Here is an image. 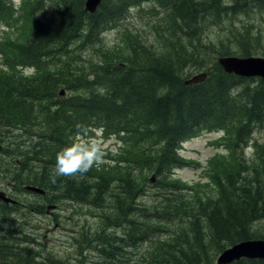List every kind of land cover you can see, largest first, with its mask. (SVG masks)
I'll use <instances>...</instances> for the list:
<instances>
[{"label": "trees", "instance_id": "trees-1", "mask_svg": "<svg viewBox=\"0 0 264 264\" xmlns=\"http://www.w3.org/2000/svg\"><path fill=\"white\" fill-rule=\"evenodd\" d=\"M149 1L164 14L151 24L156 42L144 40L138 30L123 31L121 41L107 47L104 31L126 18L130 6ZM254 6L263 8L264 0H101L92 13L83 0H20L19 7L0 0L6 34L0 41L6 65L0 68V123L5 127L0 142H5L3 151L20 157L5 167V176L13 185L44 189L43 195L34 193L46 202H34L41 212L62 200L92 206L85 210L101 223L96 230L77 227L74 234L81 240L75 238L72 245L78 264H129L138 258L145 264H214L230 245L264 239V143L258 145L253 136L264 129V80L228 73L217 59L201 55L205 25ZM46 8L48 14L41 15ZM240 36L242 48L227 46L218 55L252 56L257 49L251 48L248 32ZM88 46L91 54L85 56ZM211 65L216 68L208 70ZM31 66L36 75L18 69ZM189 68L203 69L205 78L186 82ZM77 124L127 140L126 164L93 167L83 178L58 177L53 184L56 153ZM18 126L38 127V139L30 144L24 132H13ZM218 129L229 153L224 161L231 157L236 163L216 167L213 158L210 178L216 193L202 195L200 185L188 186L173 172L185 164L178 155L182 142ZM249 141L260 167L243 176L242 151ZM145 194L151 202L140 203ZM9 208L0 201V214ZM257 221L263 227L254 224V230ZM3 251L19 257L27 250L0 245V264H9ZM255 260L230 264H264Z\"/></svg>", "mask_w": 264, "mask_h": 264}, {"label": "rangeland", "instance_id": "rangeland-1", "mask_svg": "<svg viewBox=\"0 0 264 264\" xmlns=\"http://www.w3.org/2000/svg\"><path fill=\"white\" fill-rule=\"evenodd\" d=\"M10 1L13 2L15 7L20 6V0L19 3H17L16 0ZM73 1L78 3L80 0ZM231 1L233 0H224L227 4ZM128 11L130 14L126 18L118 21V24L115 27L104 31V44L111 48L121 41V34L123 31L134 34V30L141 32V36L144 40L155 43L156 37L158 36L156 32L152 30L151 24L164 16L162 10L155 4L153 6L152 2L149 1L142 2L140 5L130 6ZM48 12L49 9L46 8L41 15L48 14ZM2 24L3 23H0L1 38L6 35L4 32L5 29L1 27ZM6 32H9V30ZM245 32H248L249 34L251 48L257 49L256 52L251 55L264 57V7L260 9L255 6L246 10L244 9L239 13L231 14V16H223L222 21L219 23L205 25L203 32L201 31V41L204 44L203 49L206 50V53L203 52L201 55H206L211 60L213 58L218 59V53L227 46L232 48H242L243 45L239 43L241 40L240 34H244ZM10 33L14 36L16 30L11 29ZM91 50V46H88L83 51V54L85 56H90ZM2 65L3 60L0 56V68ZM24 68V71H22L24 74H28L29 76L35 74V69L32 66ZM213 68H216V66L211 65L208 70H212ZM202 70L203 69L197 70L189 68L186 71L187 79L199 74ZM253 78L258 79L260 77L253 76ZM240 84L241 83L238 82L234 87L235 89H233L237 90L240 87ZM37 104L38 103H36V105ZM4 128L5 127L1 126L0 123V131ZM37 128L38 127H25L24 129L18 126L14 127L13 132H24L27 135V140L31 144L36 141L37 136L35 131H38ZM222 132L223 130L221 129L200 132L182 142L178 152V155L185 161V164L183 167L175 169L173 172L174 177L178 178L188 186L198 187L197 185H200L201 188L197 190L200 193H203L202 195H208L210 193V196H213V194L216 193V189H213V182L210 178L213 166L211 160L213 158H218L216 160V163H219L216 166L218 167L224 161L223 158L229 154L225 149L224 143L219 139ZM103 135L106 138L110 137V135L107 136L104 133ZM253 136L257 139L258 145L264 143V129L257 130ZM115 137L122 144V147L114 145L113 147H116L115 152L110 148L107 153L106 163L101 165V167L107 166L110 169L119 162H121L122 165L126 164V151L131 149L130 143L127 140L123 141L117 136ZM2 143L3 145L5 144L4 141ZM242 155L245 158L244 161L246 164L243 168L244 170L242 171V174L245 176L248 172L249 176H251V169L260 167L258 165L259 156L255 153L251 141L245 145ZM19 158L20 157L15 154L14 150L13 152L0 151V189L5 190L7 194L14 198L18 197L19 201L21 200V204L18 207L13 206L9 208V211L5 214H0V245L3 244L7 246V248H12V250H23V248H26L27 251H23L19 254V257L6 253L9 251H3L4 255L2 259L9 261V264H50L49 262L52 264H61L58 262L60 260H67L70 264H78L80 259L74 257L77 249L72 245L75 242V238H77V241L81 240L79 239L81 238L79 234L78 236L77 233L74 234L77 227L79 225H85V228L90 226L91 230H94L97 223H101V219L99 218L97 220V217L90 215L91 213L85 210L90 209L92 206L63 200L60 201V203H57L56 209L49 207V209L46 210V206L44 205L43 212L39 211V207L41 206L38 207L34 205V202L37 201L41 203L42 200L39 199V197L34 196V193L23 191L22 188L19 189L18 185L17 189H14L7 184L8 178L5 176L6 173L4 169L7 166L12 167L15 163H19ZM230 159L232 160L230 157L224 162L226 163ZM31 160V158H27L28 163H30ZM234 163L236 162H231V164ZM154 189L155 188L150 187L149 194H152ZM139 200L140 203H146L151 202L152 198L150 195L145 194L142 195ZM31 203L32 207H30ZM42 203L46 202L42 201ZM69 205H71L76 212H71ZM81 208H83V211H77ZM263 221L253 222V229L255 230L254 224L258 229H261L263 227ZM262 231H264V229H262ZM23 235L27 236L28 239H24ZM91 235L92 233H89L88 238ZM150 243L151 242L149 241L143 244L142 251L144 253L149 249ZM208 249L210 254H212L211 249ZM208 251H205V259L207 258V255L210 257ZM220 253L216 255L215 261ZM143 262L144 261L141 258H138L137 264H145ZM115 264L119 263L115 262Z\"/></svg>", "mask_w": 264, "mask_h": 264}, {"label": "clouds", "instance_id": "clouds-1", "mask_svg": "<svg viewBox=\"0 0 264 264\" xmlns=\"http://www.w3.org/2000/svg\"><path fill=\"white\" fill-rule=\"evenodd\" d=\"M19 3V0H16ZM122 144L113 135L106 138L103 129L77 124L76 130L69 135L67 142L56 153L51 183L58 177L83 178L93 169L106 163V155L111 148L113 152Z\"/></svg>", "mask_w": 264, "mask_h": 264}, {"label": "water", "instance_id": "water-1", "mask_svg": "<svg viewBox=\"0 0 264 264\" xmlns=\"http://www.w3.org/2000/svg\"><path fill=\"white\" fill-rule=\"evenodd\" d=\"M101 0H85L84 8L92 13L96 10ZM218 63L224 71L235 72L245 76H260L264 79V57L261 56H220ZM205 78V74H197L192 76L186 82H197ZM63 89L60 94L62 95ZM1 148V145H0ZM154 181V175L150 179ZM26 190L43 194L44 190L33 185L24 186ZM0 200L5 203H14L15 200L7 196L4 191L0 190ZM51 206H48V208ZM242 257L246 258H264V240L263 239H248L234 243L224 249L216 259V264H228L232 261L239 260Z\"/></svg>", "mask_w": 264, "mask_h": 264}, {"label": "bare ground", "instance_id": "bare-ground-1", "mask_svg": "<svg viewBox=\"0 0 264 264\" xmlns=\"http://www.w3.org/2000/svg\"><path fill=\"white\" fill-rule=\"evenodd\" d=\"M232 56H235V55H232ZM226 71V70H225ZM226 72H228V71H226ZM201 73H203V74H205V72H200L199 74H201ZM228 73H233V74H235V75H238V76H241V77H251V76H245V75H242V74H238V73H235V72H228ZM206 75V74H205ZM188 80V79H187ZM186 80V81H187Z\"/></svg>", "mask_w": 264, "mask_h": 264}, {"label": "flooded vegetation", "instance_id": "flooded-vegetation-1", "mask_svg": "<svg viewBox=\"0 0 264 264\" xmlns=\"http://www.w3.org/2000/svg\"><path fill=\"white\" fill-rule=\"evenodd\" d=\"M37 133H38V131H35V134H37ZM7 184H8V185H13V184H11V183H9V182H7ZM15 198L19 199L18 197H15ZM129 264H137V263L134 262V263H129Z\"/></svg>", "mask_w": 264, "mask_h": 264}]
</instances>
